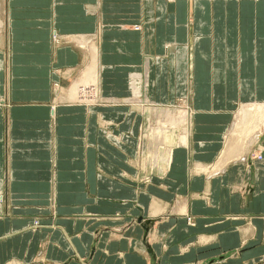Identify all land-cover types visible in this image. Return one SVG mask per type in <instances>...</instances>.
<instances>
[{"label":"crops","instance_id":"1","mask_svg":"<svg viewBox=\"0 0 264 264\" xmlns=\"http://www.w3.org/2000/svg\"><path fill=\"white\" fill-rule=\"evenodd\" d=\"M0 25V264H264V119L232 137L264 0H0Z\"/></svg>","mask_w":264,"mask_h":264},{"label":"rangeland","instance_id":"2","mask_svg":"<svg viewBox=\"0 0 264 264\" xmlns=\"http://www.w3.org/2000/svg\"><path fill=\"white\" fill-rule=\"evenodd\" d=\"M2 21V20H1ZM3 23V21L1 22V24ZM3 25V24H2ZM4 28H3V26H1L0 25V39L2 38V36L4 35ZM87 73V72H86ZM84 74L83 76H82V79H80V80H77L76 82H80V81H82V80H84L85 79V77L87 76V74ZM93 75L91 74L90 75V77H92ZM89 77V76H88ZM138 78H140V80L139 79H137L136 78V76H133V74L131 75V77L129 78V87L133 90V92L135 91V89H134V87H135V84L134 83H137L138 81H139V85L137 86L138 87V90H140V88H141V81H143V79L141 78V76L140 77H138ZM83 85H81L80 86V88H79V91H80V97L77 99V100H75L76 102H79V103H85V104H89V103H97V102H99L100 101V98H99V93H98V91H97V88H95L93 85H87V86H83ZM54 87H57L56 86V83H54ZM135 94H137V92H135ZM138 94H140V91L138 92ZM93 100V102H91ZM253 105H255V104H253ZM248 106H249V104H248ZM248 106L247 107H244V108H241L240 110H239V112L236 114V116L238 117V115L242 112V110H244V111H249L250 112V110L248 109ZM241 111V112H240ZM161 112L163 113V115H166V116H168V118L170 119V116H174V117H176L177 118V122H176V124L175 125H178L181 121H183L182 119H185L186 117H187V112L185 111V110H181V109H179V110H177L174 114H172V112H170V114H168L167 115V112H168V110L166 111V110H161ZM254 114H255V112H253ZM263 116V115H262ZM236 119H238V118H236ZM263 119H264V116L262 117V119H261V121H262V123H263ZM165 120H167L166 118L165 119H162V120H160L159 121V123H158V126L156 127V128H154L155 129V131H157V130H159V132H161L159 135H160V137H162V135H163V133L165 132V130H160V129H158L159 127L160 128H163V127H167L168 125H166V121ZM251 120V119H250ZM238 121V120H237ZM247 122H248V120H247ZM164 124V125H163ZM173 126V125H172ZM259 129V128H258ZM258 129H256L255 127H251V124H247L246 122H240V123H236L235 124V131H234V133H233V139H234V136L236 137L237 135H239L240 137H242V133H245V132H247L248 134L249 133H253L252 131L254 130V131H257ZM243 138V137H242ZM240 139V138H239ZM234 141H237V137H236V139L234 140ZM240 143H242L243 141L242 140H238ZM235 143H237V142H235ZM231 145V144H230ZM241 146V145H240ZM231 147H233V146H231ZM242 147H244V145L242 146ZM259 155H257V157H258ZM261 156V155H260ZM38 222L37 221H34V224H37Z\"/></svg>","mask_w":264,"mask_h":264},{"label":"bare ground","instance_id":"3","mask_svg":"<svg viewBox=\"0 0 264 264\" xmlns=\"http://www.w3.org/2000/svg\"><path fill=\"white\" fill-rule=\"evenodd\" d=\"M94 77H95V75H93V77L91 78V80H87L86 82H85V85H83V86H87V85H95V81H94ZM82 86V87H83ZM78 89L80 88V86L79 87H77ZM74 90H75V87H74ZM80 92V91H79ZM78 92V93H79ZM248 109L250 110V112L247 110V111H244V110H242V112L239 114V116L238 117H240L241 119H247L248 120V122H247V120H245L244 122H246L247 124H251V127L253 126V127H255L256 129H260V127H262L263 126V123H262V121H261V119H262V117L264 116V106H261L260 104H255V105H249L248 106ZM253 112H255V114L253 113ZM263 115V116H262ZM251 119V120H250ZM240 120V119H239ZM260 135V134H259ZM237 137V140H242V137H240L239 135H237L236 136ZM240 138V139H239ZM254 140V139H253ZM243 141V140H242ZM236 149V148H235ZM237 151V150H236ZM235 152V151H234ZM238 152H240V150L238 151ZM237 153V152H236ZM233 154H235V153H233ZM233 156H235V155H233ZM232 155H231V157L232 158H234ZM236 156H238V155H236ZM235 156V157H236ZM238 158V157H237ZM224 159V158H223ZM227 159V158H226ZM230 159V158H229ZM224 161H225V159H224Z\"/></svg>","mask_w":264,"mask_h":264},{"label":"built area","instance_id":"4","mask_svg":"<svg viewBox=\"0 0 264 264\" xmlns=\"http://www.w3.org/2000/svg\"><path fill=\"white\" fill-rule=\"evenodd\" d=\"M261 156L259 155L258 158H260Z\"/></svg>","mask_w":264,"mask_h":264}]
</instances>
